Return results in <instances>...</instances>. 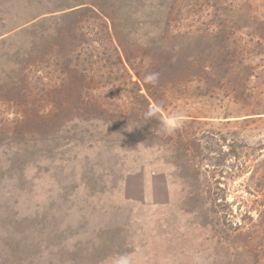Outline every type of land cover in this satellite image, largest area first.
I'll list each match as a JSON object with an SVG mask.
<instances>
[{
	"label": "rangeland",
	"instance_id": "374dc122",
	"mask_svg": "<svg viewBox=\"0 0 264 264\" xmlns=\"http://www.w3.org/2000/svg\"><path fill=\"white\" fill-rule=\"evenodd\" d=\"M104 20L139 72L227 76L171 91L159 137ZM88 74L106 113L59 112ZM0 264H264V0H0Z\"/></svg>",
	"mask_w": 264,
	"mask_h": 264
},
{
	"label": "trees",
	"instance_id": "16d2710c",
	"mask_svg": "<svg viewBox=\"0 0 264 264\" xmlns=\"http://www.w3.org/2000/svg\"><path fill=\"white\" fill-rule=\"evenodd\" d=\"M84 3L78 4L82 6ZM76 6V5H75ZM103 9V8H101ZM73 11V12H72ZM68 12L69 14L77 13L78 17L80 18L79 23H75L76 27V33H72L76 36H82L83 40H88L89 37H91V33L89 31H82L83 25L86 23V21L83 22V20L88 18H101V11L97 10L94 7L89 6H82L80 8H76L75 10H72ZM36 17H32L28 19L30 21L35 20ZM83 22V23H82ZM27 23V22H26ZM37 22H32L28 24L27 26H24V32L29 28L32 27ZM105 27V32L108 34V43L110 45V48L112 49L113 54L115 55L114 60L119 62L121 67L126 71L128 74V68L127 65L130 66L132 70L135 71V73L138 75L139 82H133L134 85L138 86L136 89V98H141L144 102L147 103L146 111L152 120L150 122H147L149 126L153 128V132L155 135L159 136V132L164 133L165 130H169V127L171 130H176L172 126L168 125L166 122V118L164 116V113L167 111V98L168 94L170 95L171 91H175L179 88L180 95L183 96L182 93H187L184 95H190L192 96L193 92H191V88L195 86V88L199 89L196 96H206L211 95L216 87L221 85V79L225 78L227 76L229 67L224 66L223 69H221L224 72H220V75H215L216 68H214V65L211 63L209 65H203L204 62L202 60H199L196 56L195 58L186 59L183 56H180L178 54H175V56H170L171 54H165L163 58L159 61L160 65L157 68V70H160L161 72H139L140 64L142 63L141 59L132 60L130 58V54L126 52L124 53L123 49L124 46L121 43L119 36L115 30L113 33L111 30L115 24H108L107 21L102 22ZM80 30V32L78 31ZM23 32V31H22ZM88 35V36H87ZM71 37V35H68ZM87 36L88 38L85 39L84 37ZM93 36V35H92ZM96 40H100L101 37L99 34H95ZM94 38V39H95ZM94 39L92 40L93 42ZM38 40V39H37ZM238 48H235V52H242L243 50L247 49V44L244 43L243 46H236ZM171 53V52H170ZM223 55V54H222ZM222 55H219L222 57ZM224 62V61H223ZM223 64V63H222ZM65 67V68H64ZM63 69L65 70L67 65L64 66ZM66 72H79L78 70H71L68 68ZM72 75V77L74 76ZM152 75L154 78L153 80L149 81L146 79L147 76ZM67 77L65 84L66 86L70 85L74 87V92L76 96L72 100V103L70 106L59 105L57 108H59V112H63L66 110V108L69 109L70 113L74 112V108H78L77 111L81 115H92L96 114V118H100L99 115L105 112V108L102 105V103H99L100 96H96L95 93L98 90V86H96L99 82H96L97 77H93L92 74L84 75L83 78L87 79V82H84L82 85L78 82L76 83L74 78ZM73 79V80H72ZM169 82V83H167ZM69 83V84H68ZM196 84V85H193ZM177 86V87H176ZM142 87L145 88L147 94H144L141 92ZM175 87V88H174ZM83 88L87 89L83 90ZM82 90V91H81ZM90 90L91 92H88ZM177 93V92H176ZM88 94L90 96H88ZM179 96V95H178ZM176 94L174 95V98H179ZM183 96V97H187ZM189 97V96H188ZM155 103V106L151 107V104ZM60 104V102H57ZM73 107V108H72ZM64 115V114H63ZM189 120H195V118H187L184 122ZM160 137V136H159Z\"/></svg>",
	"mask_w": 264,
	"mask_h": 264
},
{
	"label": "clouds",
	"instance_id": "9594fccd",
	"mask_svg": "<svg viewBox=\"0 0 264 264\" xmlns=\"http://www.w3.org/2000/svg\"><path fill=\"white\" fill-rule=\"evenodd\" d=\"M153 78L154 77L152 75H149V76L146 77V79L149 80V81L153 80ZM168 123L170 124V122H168ZM169 130H171L170 127H169Z\"/></svg>",
	"mask_w": 264,
	"mask_h": 264
}]
</instances>
